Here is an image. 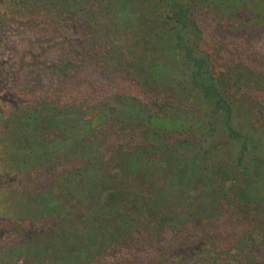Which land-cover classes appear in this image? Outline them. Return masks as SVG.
Returning a JSON list of instances; mask_svg holds the SVG:
<instances>
[{"label": "trees", "instance_id": "trees-1", "mask_svg": "<svg viewBox=\"0 0 264 264\" xmlns=\"http://www.w3.org/2000/svg\"><path fill=\"white\" fill-rule=\"evenodd\" d=\"M1 16L70 29L76 55L147 99L0 88V199L15 233L0 264H113L109 251L141 236L158 245L147 264H264V70L224 62L204 28L212 17L218 36L258 33L264 0H0ZM231 207L238 228L208 231ZM192 227L204 231L163 244Z\"/></svg>", "mask_w": 264, "mask_h": 264}, {"label": "rangeland", "instance_id": "rangeland-1", "mask_svg": "<svg viewBox=\"0 0 264 264\" xmlns=\"http://www.w3.org/2000/svg\"><path fill=\"white\" fill-rule=\"evenodd\" d=\"M204 19L208 43L219 52L224 62L242 59L264 70V29L255 34L218 36L214 32L215 20L212 17ZM41 26L48 29L33 31L26 25L0 17V88L11 86L15 90L22 86L28 87L36 97L76 94L89 95L95 100L113 90H119L147 99L132 81L104 76L91 64V60L76 55L64 41L65 37L72 35L70 29L57 28L49 20L43 21ZM259 137V154L264 159V129L260 131ZM44 176L45 173L39 171L32 184L35 186L42 182ZM15 180L13 186H19L22 191L20 186L25 181L18 178ZM3 183L8 185L11 182H5L0 177V186ZM260 185V191L264 190V174ZM7 205L8 202L0 199V249L15 238V233H9L7 229L9 221L2 217ZM240 221L236 210L231 207L225 220L208 231L233 232ZM203 231L192 227L184 234L169 232L163 244L178 245L193 240ZM158 254L157 243L141 236L140 242L133 248H112L107 260L113 264H147Z\"/></svg>", "mask_w": 264, "mask_h": 264}]
</instances>
